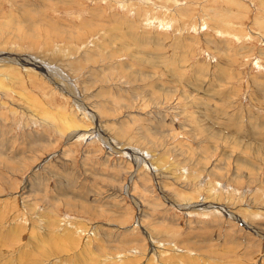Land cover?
Listing matches in <instances>:
<instances>
[{
  "label": "rangeland",
  "instance_id": "rangeland-1",
  "mask_svg": "<svg viewBox=\"0 0 264 264\" xmlns=\"http://www.w3.org/2000/svg\"><path fill=\"white\" fill-rule=\"evenodd\" d=\"M0 236V264H264V0H0Z\"/></svg>",
  "mask_w": 264,
  "mask_h": 264
},
{
  "label": "bare ground",
  "instance_id": "bare-ground-1",
  "mask_svg": "<svg viewBox=\"0 0 264 264\" xmlns=\"http://www.w3.org/2000/svg\"><path fill=\"white\" fill-rule=\"evenodd\" d=\"M67 118H68V117H67ZM68 120H69V119H68ZM69 121H70V120H69ZM64 123H66V122H64ZM69 123H70V122H69ZM57 124H58L60 130H64V133H65V130L68 131V129H73V127H74L72 124L67 125V126H60L61 124H63V122H60V123H57ZM67 124H68V122H67ZM64 125H65V124H64ZM75 127H77V129H78V128H81V125H80V126L77 125V126H75ZM75 127H74V128H75ZM67 131H66V132H67ZM158 166H159V165H158ZM184 204H185V203H184ZM189 204H190V203H189ZM16 235H17V234H16ZM11 236H12V235H11ZM0 237H1V236H0ZM12 242H13V241H12ZM73 244H74V243H73ZM11 246H12V245H11ZM20 250H21V249H20ZM26 258H27V257H26ZM174 259H175V258H174ZM153 260H154V259H153ZM149 261H150V260H149ZM8 263H9V262H8ZM168 264H169V263H168Z\"/></svg>",
  "mask_w": 264,
  "mask_h": 264
}]
</instances>
